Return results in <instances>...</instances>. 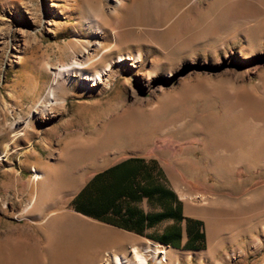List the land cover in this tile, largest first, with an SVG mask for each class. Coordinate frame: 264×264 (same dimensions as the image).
Listing matches in <instances>:
<instances>
[{
  "label": "rangeland",
  "instance_id": "1",
  "mask_svg": "<svg viewBox=\"0 0 264 264\" xmlns=\"http://www.w3.org/2000/svg\"><path fill=\"white\" fill-rule=\"evenodd\" d=\"M76 58L103 81H56ZM130 155L206 212L211 250L129 244L73 209L95 168ZM6 240L19 264L133 262V249L147 264H264V0H0Z\"/></svg>",
  "mask_w": 264,
  "mask_h": 264
},
{
  "label": "trees",
  "instance_id": "2",
  "mask_svg": "<svg viewBox=\"0 0 264 264\" xmlns=\"http://www.w3.org/2000/svg\"><path fill=\"white\" fill-rule=\"evenodd\" d=\"M143 198L150 204L164 206L166 216L174 222L182 220L180 201L166 186V178L157 161L141 156L125 157L95 173L74 195L71 205L83 215L141 234L143 228L155 219L154 215H143L140 209L131 206ZM159 215L162 217L163 213ZM185 220L192 227L186 226L188 237L182 248L201 246L198 241L204 239L202 222L190 218ZM160 239L164 243L176 244L180 239L179 227L170 228Z\"/></svg>",
  "mask_w": 264,
  "mask_h": 264
},
{
  "label": "crops",
  "instance_id": "3",
  "mask_svg": "<svg viewBox=\"0 0 264 264\" xmlns=\"http://www.w3.org/2000/svg\"><path fill=\"white\" fill-rule=\"evenodd\" d=\"M130 156H137V155H130ZM124 158L125 157H123L117 161H114L112 163L105 164V165L99 166L98 168H95V170L92 171L91 174L88 176L86 181L79 187V189L76 191V193L89 181V179L95 173L108 168L109 166L119 162L120 160H122ZM153 159H155V158H153ZM157 163L160 166V168L162 169L164 176L166 178V186L169 187L174 192L176 199L180 201L181 215L183 216V218L180 222L176 223V222H174V220L172 218H168L166 216V208L164 206H161L160 204H150L145 200V198H143L139 203L131 205V206H134V207L140 209V211L143 213V215H148V216L154 215L155 216V219L153 220V222L150 223L149 225L145 226L143 228L141 234H138V233H135L134 231L126 230V229H123V228H120V227H117L114 225H110V224L104 223V222L99 221V220L98 221L112 227L113 230H115L117 233L124 236L126 239V243H129V244L130 243L135 244V237L137 236V237H144L146 240H151V241L157 243L159 246L165 248L167 251V255H174L175 251L204 252L209 247H207V243H208L207 236L208 235L206 236V233L208 232V226H207L206 233H205V229H203V223H202L201 230L203 231L204 239L201 241H198V243H200L201 246L185 249V248H182V245L186 242L187 237H188L187 232H186V226L188 227V225H189V227H192V224L190 222H186L185 219L186 218L196 219V220H200L202 222V218H201L202 216L201 215L206 214V212L203 210H199V208H195L188 201H183L184 198L181 197V196H183V194H180L177 191L176 185L174 184V181L172 180V175H170L167 172L165 166L162 163H159L158 161H157ZM173 207H174V205H172V208ZM160 213H163L162 217L159 215ZM87 217H89V216H87ZM145 222H146V220H144V223ZM172 227H179V230H180V239L176 243L177 245L172 244V243H164V241H162L160 239L162 237V235H165L167 233V231ZM95 234H97V233H95ZM191 242H192V240H191ZM195 242H197V241H195ZM121 243L123 244L124 242H120L117 244H121Z\"/></svg>",
  "mask_w": 264,
  "mask_h": 264
},
{
  "label": "bare ground",
  "instance_id": "4",
  "mask_svg": "<svg viewBox=\"0 0 264 264\" xmlns=\"http://www.w3.org/2000/svg\"><path fill=\"white\" fill-rule=\"evenodd\" d=\"M94 17L95 18L91 17L92 19L88 24L92 25L97 30H99L100 27H99L97 16H94ZM85 52H87V49L85 51H83V53H85ZM81 57H83V56L81 55ZM80 61L81 60L79 58H76V59H73L69 64H66V65L62 66L61 68H59L56 71V73L54 74L56 81L58 79H61V78L67 79V81H68V79L72 73H77L78 76H80L84 80L89 81L92 85H97L98 83H101L103 81V73L102 72H97L94 75L85 76V74L83 72H81L82 63ZM52 96H53V90H51L49 92V97H52ZM19 135H21V133L16 132L14 134V137L19 136ZM79 232H80V229H78V232H76L74 234L78 235V234H80ZM65 233H68V232H65ZM59 243H63V242L59 241ZM132 252L134 255V261L133 262L129 261L127 258H120L118 256H114V257H112L113 264H147L146 259L144 258V256L142 254H140L137 251V249H133ZM159 254H164V252H159ZM0 255L4 258L5 261H7V264H19L21 256H22V251L19 248L18 241L17 242H12L10 240L9 241H7V240L6 241H0Z\"/></svg>",
  "mask_w": 264,
  "mask_h": 264
}]
</instances>
